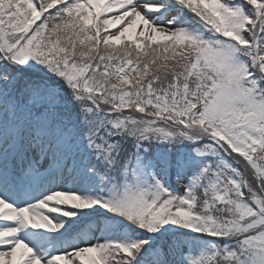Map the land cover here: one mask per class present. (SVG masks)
Segmentation results:
<instances>
[{
    "label": "snow or ice",
    "instance_id": "6c2138e0",
    "mask_svg": "<svg viewBox=\"0 0 264 264\" xmlns=\"http://www.w3.org/2000/svg\"><path fill=\"white\" fill-rule=\"evenodd\" d=\"M0 264H264V0H0Z\"/></svg>",
    "mask_w": 264,
    "mask_h": 264
}]
</instances>
